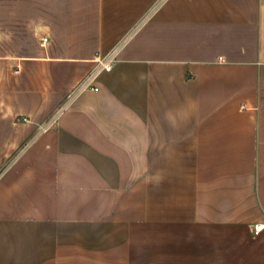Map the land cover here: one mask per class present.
I'll use <instances>...</instances> for the list:
<instances>
[{
  "label": "crops",
  "instance_id": "obj_1",
  "mask_svg": "<svg viewBox=\"0 0 264 264\" xmlns=\"http://www.w3.org/2000/svg\"><path fill=\"white\" fill-rule=\"evenodd\" d=\"M130 5L0 4V264H264V0Z\"/></svg>",
  "mask_w": 264,
  "mask_h": 264
},
{
  "label": "rangeland",
  "instance_id": "obj_2",
  "mask_svg": "<svg viewBox=\"0 0 264 264\" xmlns=\"http://www.w3.org/2000/svg\"><path fill=\"white\" fill-rule=\"evenodd\" d=\"M115 1H119V0H115ZM160 1H162V0H128V3H131V5H133V6H131V8L130 9H132V8H134V5L135 4H141V3H149V5L148 6H146L145 5V7H144V13H143V16L141 17V19L139 20L140 22H139V24L140 23H142L143 21H145L150 15H151V13H152V11H153V9L158 5V3L160 2ZM0 4L1 5H5L6 6V0H0ZM32 2H33V4L35 3V2H38V0H32ZM3 12V10L1 9V12L0 13H2ZM5 13H3L4 15H7V9H6V7H5V11H4ZM138 24V25H139ZM24 27V25L22 24V23H16V27H15V33L14 34H16L17 36H23V34H25V35H31L30 33H24V31H25V28H23ZM0 31H4V33H6L7 34V31H8V28H7V23H2L1 22V24H0ZM33 36H34V29H33ZM44 36V35H43ZM42 38V37H41ZM48 40H49V38H48ZM2 41V40H1ZM0 41V42H1ZM20 41H25V42H28V41H30L29 40V38H23V40H20ZM41 43H42V41H40ZM119 43H121V42H119ZM118 43V44H119Z\"/></svg>",
  "mask_w": 264,
  "mask_h": 264
},
{
  "label": "built area",
  "instance_id": "obj_3",
  "mask_svg": "<svg viewBox=\"0 0 264 264\" xmlns=\"http://www.w3.org/2000/svg\"><path fill=\"white\" fill-rule=\"evenodd\" d=\"M42 43H46L48 41V38L47 37H43L41 39ZM99 65L98 67L95 69V70H92V71H89L84 77L83 79L81 80L80 84H79V89H85V88H90V89H93V90H97L98 87L96 86H92V81L95 79L96 77V74L98 73L99 70L101 69H109L111 67V64H110V60L104 58V59H100L98 61ZM46 129V126H43L41 127V130H45ZM264 227V224H260V223H257L254 225L253 227V231H254V234H258L262 228Z\"/></svg>",
  "mask_w": 264,
  "mask_h": 264
}]
</instances>
